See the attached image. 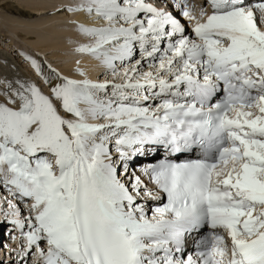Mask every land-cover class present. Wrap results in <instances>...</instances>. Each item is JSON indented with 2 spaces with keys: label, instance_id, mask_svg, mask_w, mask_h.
I'll list each match as a JSON object with an SVG mask.
<instances>
[{
  "label": "snow or ice",
  "instance_id": "1",
  "mask_svg": "<svg viewBox=\"0 0 264 264\" xmlns=\"http://www.w3.org/2000/svg\"><path fill=\"white\" fill-rule=\"evenodd\" d=\"M167 2L69 4L93 21L76 22L91 38L76 51L105 78L27 56L50 93L7 82L0 186L27 209L5 216L32 264H264V0H207L198 15ZM161 148L199 156L146 166L149 188L131 162Z\"/></svg>",
  "mask_w": 264,
  "mask_h": 264
},
{
  "label": "rangeland",
  "instance_id": "2",
  "mask_svg": "<svg viewBox=\"0 0 264 264\" xmlns=\"http://www.w3.org/2000/svg\"><path fill=\"white\" fill-rule=\"evenodd\" d=\"M62 1L64 0H4L0 2V102H6L8 100L9 92L7 82H14L17 79H30L36 82L45 93H50V87L45 83L44 77L35 71V68L32 66L30 60L27 59L24 61L29 62L30 65H28V67H23L26 65L21 66L23 57H20V51H16L15 49L17 48L22 50L25 57L32 56L40 62L43 60L47 65H51L52 68L57 70L60 69L59 71L65 68L66 63L60 56L65 47H62L64 45H58L60 43L56 45L55 36L58 37V35H54L52 36L53 38L50 37V39L48 38L47 40H44L45 38L41 37V34H43L41 32L47 30H50L51 33L54 31L56 34H59V32L61 33L60 30H62L61 34L63 35L65 33V31L60 27L64 23L71 22L73 14L76 13L70 12V14L66 16V12L68 11H66L65 8L69 4H76L78 2L75 0H66L63 5H59ZM6 4H11L30 12L33 14V18L24 19L17 15L8 13L4 8V5ZM57 5L59 6L57 7ZM41 6L45 8H41ZM56 29L58 31H56ZM62 35L60 36L64 38L65 36ZM86 37L91 41L90 37ZM33 42L37 45L35 48L34 46H31L33 45ZM52 42H55L54 46H52ZM20 72H23V74ZM4 223L5 220L0 218L1 258L3 256L2 251L6 248L4 245L5 241L3 239L6 235L3 234L1 229V226ZM5 240L8 239L5 238ZM16 243L18 244L19 242L16 241ZM6 244L9 251L11 250L13 253L11 254L9 260L6 259L7 257H3L4 259L0 260V264H32L33 260L36 259L34 252L30 256L24 257L23 252L21 251V244L15 246V243L14 245L11 243L9 245L7 241Z\"/></svg>",
  "mask_w": 264,
  "mask_h": 264
},
{
  "label": "bare ground",
  "instance_id": "3",
  "mask_svg": "<svg viewBox=\"0 0 264 264\" xmlns=\"http://www.w3.org/2000/svg\"><path fill=\"white\" fill-rule=\"evenodd\" d=\"M1 1H4V0H0V2ZM65 1L66 0L62 1V3L60 2L59 5H61V4L63 5V3ZM75 1L79 2V0H75ZM59 5H57V7ZM4 8L6 9V11L8 13L17 15V16L22 17L24 19L25 18H28V19L33 18V14H31L30 12H27L23 9L15 7L11 4L4 5ZM41 8H45V7L41 6ZM69 13L70 12H66V15ZM65 18H67V17H65ZM76 22H83L86 24H90L93 21H92L91 17L87 16V14H85V13H75L72 16L71 22L64 23L62 25V28L66 29L68 32L64 38L60 36V35H62L61 34L62 30H60V29H59L61 31V33L59 32L60 35L58 33L56 34V32H54V31H52V33H51L50 30H47V31L41 32V33H43V34H41L42 35L41 37L45 38L44 40H47L48 38L50 39V37H52L54 35H58V37L55 36L56 37V45L58 43H60L58 45H64L62 47H65V48H64V50L60 56L64 59L66 65H65V68L61 70L62 74L68 75L72 78H84L81 76V74L79 72L76 71V68L79 66L85 70L88 77H93V78L97 79L98 75L101 74L104 71V69L102 66L99 65V62L97 60H95L92 56H90L86 53H79L76 51V48L79 46V44L91 42L90 40H88L86 38V35H84L80 31H78ZM56 31H58V30L56 29ZM77 35L85 36V39H78L75 37ZM41 40H43V39H41ZM54 41H55V39H54ZM63 41H64V44H63ZM32 44L33 45H31V46H34V48H35V46H37L34 42ZM51 44H53L52 46H54L55 42L54 43L52 42ZM57 48H59V47H57ZM87 61L90 62L91 64L85 65V62H87ZM45 72L46 73L48 72V68L46 66H45ZM20 73L23 74V72H20ZM149 162H154V161H149ZM6 241L8 242V240H6Z\"/></svg>",
  "mask_w": 264,
  "mask_h": 264
}]
</instances>
